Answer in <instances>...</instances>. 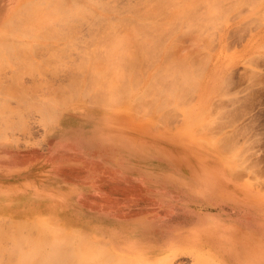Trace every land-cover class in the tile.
Instances as JSON below:
<instances>
[{
    "label": "rangeland",
    "instance_id": "rangeland-1",
    "mask_svg": "<svg viewBox=\"0 0 264 264\" xmlns=\"http://www.w3.org/2000/svg\"><path fill=\"white\" fill-rule=\"evenodd\" d=\"M36 1L0 0V264H261L264 0H213L212 11L205 0L197 13L209 6L212 14H198L193 32L179 23L178 39L162 33L169 55L145 67L176 58L188 70L152 86L141 67V81L127 89L143 97L141 112L139 103H106L93 92L67 89L58 106L44 96L82 85L83 51L144 23L105 16L134 15L144 0H98L105 16L64 23L29 20L50 2Z\"/></svg>",
    "mask_w": 264,
    "mask_h": 264
},
{
    "label": "bare ground",
    "instance_id": "bare-ground-1",
    "mask_svg": "<svg viewBox=\"0 0 264 264\" xmlns=\"http://www.w3.org/2000/svg\"><path fill=\"white\" fill-rule=\"evenodd\" d=\"M33 1V0H32ZM110 1V0H109ZM213 0H211L210 1V3L209 2H207V5L209 4L210 5V7L209 6H207V5H205V4H203V5H205V7H206V11H208L207 12V14L206 15H208V14H212L209 10H214V9H217V6H218V3L214 6V4L213 3H215V2H212ZM205 2V0H144V4L141 6L142 8H139V9H137V11H135L134 12V15L133 14H130V15H128V16H122V17H116V18H109V16H105V15H103V13H98V12H96L95 11V6L96 5H99V1L98 0H81V1H74V0H50V2L49 1H47V4H48V7H46L45 8V10L44 11H46V13H44V11H40V14H39V11H38V14H37V12H36V10L37 9H35V8H33V6L36 4V3H39V0L38 1H36V3H34V5L32 6V8H33V10L35 11H33L31 8V10L30 11H32V13H31V15L29 16L28 15V18H29V20L30 19H33V21H34V19H35V21L37 20V18H38V16H40L39 18H47L46 20H44V23H45V21L47 22V20L49 19H54V18H56V19H58V21L60 20V19H62L61 21L63 22V20L65 19V20H68L69 18H71V19H73L74 17L76 18V20H78V19H80V18H83L82 16H87V17H89L90 18V16L92 15H94V19H96V16L97 15H102V17L103 16H105L106 17V20L108 19L109 21H110V23H112L113 21H115L116 22V25L117 24H119V23H117V22H120V23H127V21H130V25L132 24L131 23V21L132 20H138V21H142V22H144V23H142V24H144V25H146V24H148L149 22L147 21V20H149V16L150 15H155L156 16V14H161L160 16L162 17V20L163 21H161L160 19H161V17L159 18V16L157 15L155 18H156V20H157V22H151V23H153V25L151 24V26L150 25H146V27H144V26H142V24H141V22H140V24H141V27L140 28H138V27H135L133 24V26H130V27H127L126 29H124L125 30V33H126V35L125 36H123V37H121V38H119V39H106V40H104V39H102L101 40V42H100V44H104L105 42H106V44H105V48L103 49V48H100V47H102V46H97V47H99L100 49H102L101 51L100 50H98V53H96V49L94 50L93 49V51L90 53V51H89V49H87L88 50V52H85V51H83L84 52V55H86V60H85V62H84V66L81 68L80 67V69L82 70V69H84L85 68V70H84V72L82 73V71L81 70H78L79 71V73L77 74V75H79L78 77L79 78H76V80H78L77 82L78 83H81L82 85H80V84H75V85H69V87L67 86V87H59L58 89H56L53 93H52V95L50 96V93L46 96H44V97H46V99L47 100H52L51 102L53 103V106H58V105H61V104H64V103H66L67 101H68V97L70 98V95H71V93L69 92V91H75V93H77V94H81V96H83V94H90V92L92 93H95L94 94V97H93V99L95 98V97H97L100 101H103V102H106V103H112V102H115V101H121L123 98V103H125V105L129 102V103H139L140 105L139 106H141V108L143 107V104H144V99H143V97L142 96H140V97H132V93L131 92H128L127 91V89H129V84L131 83V85H133L132 87L133 88H135L134 87V85H136L137 83H139V81H141V79H142V77L140 76V78L141 79H139L138 77H139V75H138V73L141 71V67H142V70L144 71L145 70V73L146 74H148L150 77H151V81H150V78L148 79L151 83H150V85L152 84V86L154 85L153 84V82H154V80H155V82L157 81V79L159 78H161L160 76H162L163 75V73H165V75H166V72H168L169 73V75L171 74H173V73H176V72H181V73H183L184 71H187L188 69V65H186V63L185 62H183L184 60H186V59H174L173 58V60H172V58L169 60V62H168V60H167V58H165L166 60H167V65H168V67H166L165 65H163V66H161V65H159V66H157L156 64L154 65V63H153V66H147L148 68H146L145 66V63H147V62H149L151 59H152V61H153V58H155V56L157 55L158 57L160 56H167V55H169V49H170V43H168V44H166L165 45V43H162V41L164 42V40H166L167 39V37L165 38V37H162V38H164L163 40L161 39V34L162 33H166V32H169V34L171 33V35L174 37V39H173V41L177 38V37H179L178 36V33L180 34V32H182L183 33V31H184V29L187 27L188 29H186V31H185V33L187 32V33H190V32H193L194 30V28L196 27V25L198 26L199 24H201V23H199L198 24V21H199V18H202V15L200 14V13H197V11H198V7L200 6V8H199V10L201 9V7H202V3H204ZM31 3V2H30ZM29 3V4H30ZM40 3H41V1H40ZM42 3H44V2H42ZM104 3V2H103ZM32 4H33V2H32ZM27 5V4H26ZM39 5V4H38ZM42 5V4H41ZM45 5H46V1H45ZM50 5V6H49ZM211 5H213V6H211ZM36 7H37V5H35ZM100 6V5H99ZM103 6V5H102ZM110 6V5H109ZM135 6V5H134ZM26 8H27V6H25ZM30 7V6H29ZM28 7V8H29ZM43 8L45 7L44 6V4H43V6H42ZM98 7V6H97ZM138 7H139V5H138ZM210 9H209V8ZM211 7H213V9L211 8ZM23 8V7H22ZM111 8V7H110ZM137 8V7H136ZM136 8H134V10H136ZM203 8V7H202ZM39 9V8H38ZM105 9H106V7H105ZM108 9V8H107ZM207 9H209V10H207ZM40 10V9H39ZM133 10V11H134ZM204 10V9H203ZM13 11H17V10H13ZM12 11V13L10 14V15H12L14 12ZM23 11H24V9H23ZM27 11V13L26 14H28V10H26ZM131 12H132V10H130ZM205 11V12H206ZM22 12V11H21ZM25 12V11H24ZM215 12V11H214ZM216 13H217V11H216ZM215 13V14H216ZM26 14H23V15H25L26 16ZM198 14H200V16L201 17H199V18H197L198 17ZM205 14H204V16H205ZM9 15V17H11ZM16 15V14H15ZM17 15H19V14H17ZM90 15V16H89ZM34 17V18H30V17ZM111 16V15H110ZM204 16H203V18H204ZM20 17V16H19ZM27 17V16H26ZM98 17V16H97ZM113 17V16H112ZM151 17H153V16H151ZM8 18V17H7ZM24 18V17H23ZM27 18V19H28ZM78 18V19H77ZM85 18V17H84ZM100 18V17H99ZM202 18V19H203ZM206 18V17H205ZM204 18V19H205ZM208 18H210V17H208ZM26 19V18H25ZM24 19V20H25ZM197 19H198V21H197ZM202 19H200V21L202 20ZM207 19V18H206ZM48 20V21H49ZM52 20H50V21H52ZM55 20V19H54ZM74 21H75V19H73ZM82 20V19H81ZM101 20H103L102 18L100 19V21ZM154 20V19H153ZM158 20H160V23L158 22ZM25 21H27V20H25ZM39 21V19L36 21V22H38ZM78 21H80V20H78ZM100 21H98V22H100ZM112 21V22H111ZM211 21V20H210ZM29 22V21H28ZM41 22H42V20H41ZM65 22V21H64ZM63 22V23H64ZM146 22H148V23H146ZM31 23V22H30ZM102 23V22H101ZM155 23V24H154ZM179 23H182V25L185 27H183L182 25H181V28L183 27L184 29L182 30V31H180V29H176V27H178L179 25ZM115 24V23H114ZM205 24H206V22H205ZM42 25H44V24H42ZM111 25V24H110ZM204 25V24H203ZM114 26V25H113ZM127 26H129V25H127ZM148 26V27H147ZM174 26H175V28H174ZM202 26V25H201ZM126 27V26H125ZM34 28H36V27H34ZM38 28V27H37ZM110 28V30H113V27L112 26H110L109 27ZM106 31H109V29L108 30H106ZM21 34V33H20ZM23 34V33H22ZM24 35H27V34H24ZM160 36V38H159V36ZM182 35V34H181ZM170 36V35H169ZM161 39L160 40V42H158L159 41V39ZM26 39V38H25ZM51 39V38H50ZM178 39V38H177ZM46 41V40H45ZM15 42V41H14ZM104 42V43H103ZM171 42H172V40H171ZM18 43V42H17ZM20 44H21V42H19ZM19 43H18V45H19ZM27 43V44H26ZM99 43V42H98ZM160 43V44H159ZM174 43L175 42H173V46H172V48L174 47ZM25 44V45H24ZM36 44V45H35ZM40 43H31L30 41H23V43L21 44V45H24V47L26 46V45H29L28 47H31L32 45H33V47H35V46H37V45H39ZM45 44V43H44ZM52 44V43H51ZM17 45V44H16ZM20 46V45H19ZM39 46H43V45H39ZM46 47H47V43H46V45H45ZM52 46V45H51ZM104 46V45H103ZM22 46H20V48H21ZM38 47V46H37ZM96 47V48H97ZM23 48V47H22ZM26 48V47H25ZM51 48V47H50ZM56 48V47H55ZM95 48V47H94ZM59 49V48H58ZM62 49V48H61ZM86 49V48H85ZM26 51V54L28 55V51H27V49H23V51ZM34 49L32 48V51H33ZM25 51L24 52H22V53H24L25 54ZM172 51V50H171ZM99 52H102V54L104 55V56H101V58H98L97 56L99 55ZM105 52V53H104ZM88 53V54H87ZM25 54V55H26ZM101 53H100V55H102ZM171 54V53H170ZM26 55V56H27ZM89 55V56H88ZM90 55H92V56H90ZM100 55H99V57H100ZM187 55V54H186ZM88 56V57H87ZM180 56V55H179ZM182 56V55H181ZM90 57V58H89ZM172 57V56H171ZM174 57V56H173ZM183 57V56H182ZM181 57V58H182ZM184 58H186V56L184 57ZM163 60V59H162ZM172 61V62H171ZM186 62H187V60H186ZM161 63V62H160ZM159 64V63H158ZM160 66H161V68H160ZM166 68H168V69H166ZM150 67H151V70H150ZM164 67V68H163ZM79 69V68H78ZM150 70V71H149ZM81 71V72H80ZM142 72V71H141ZM168 73H167V75H168ZM185 73V72H184ZM183 73V75H185ZM82 74V75H81ZM142 74V73H141ZM140 74V75H141ZM138 75V76H137ZM143 76H144V74H142ZM147 75V76H148ZM164 75V76H165ZM166 75V76H167ZM168 75V76H169ZM171 75H170V77H171ZM180 75V74H179ZM183 75L181 76V78L183 77ZM80 76H82L81 77V79H80ZM137 76V78L138 79H136L135 80V77ZM167 76V78H169ZM175 76V75H174ZM188 75H187V72H186V76H184L182 79H183V81L184 82H188L189 80H190V78H188L187 77ZM148 77H146V79H147ZM172 78H173V76H172ZM154 79V80H153ZM170 79V78H169ZM169 79H167L166 81H168ZM181 79V80H182ZM194 79H196V78H194ZM193 79V80H194ZM137 80H139L138 82H136ZM147 80V81H148ZM121 81V82H120ZM153 81V82H152ZM119 82V83H118ZM135 84H134V83ZM171 82H172V80H171ZM127 84V86H126V84ZM129 83V84H128ZM119 84V85H118ZM122 84H124V86H126L125 88L123 87V88H121V85ZM191 84V83H190ZM147 85H149V82L147 83ZM156 85V84H155ZM173 85H174V83H173ZM183 85V84H182ZM186 85V84H185ZM187 85H189V84H187ZM152 86H150V88L148 89L149 90V92L150 91H152L153 92V87ZM157 86V85H156ZM155 86V88L157 89L158 87H156ZM175 87H176V83H175V85H174ZM128 87V88H127ZM131 87V88H132ZM132 88V89H133ZM168 88V87H167ZM166 88V89H167ZM67 89H71V90H67ZM121 89H124V90H122V92H121ZM132 89H130V91H132ZM159 89V88H158ZM157 89V90H158ZM165 89V88H164ZM184 89V88H183ZM124 91H126V92H124ZM165 91V90H164ZM68 92L70 93V94H68ZM148 92V93H149ZM158 92H159V90H158ZM161 92H162V90H161ZM123 95L124 93H126V95H124V96H122L121 94ZM148 93H146V94H148ZM170 93H171V90H170ZM174 93V92H173ZM184 93V92H183ZM66 94V95H65ZM131 96H130V95ZM145 94V93H144ZM153 94H155L154 92H153ZM153 94H149L148 96H150L151 97V95L153 96ZM167 94H169V92H167ZM166 94V95H167ZM72 95H74V94H72ZM93 95V94H92ZM96 95V96H95ZM143 95V94H142ZM174 95V94H173ZM176 95V94H175ZM80 96V97H81ZM87 97H88V95H86ZM91 95H89V97H90ZM144 96V95H143ZM147 95H145V97H146ZM165 96V95H164ZM169 96V95H168ZM167 96V97H168ZM74 97H75V95H74ZM88 97V98H89ZM142 97V98H141ZM154 97H155V95H154ZM158 97H159V94H158ZM166 97V96H165ZM164 97V98H165ZM82 98V97H81ZM90 99V98H89ZM151 99H156V98H150V100ZM168 99H169V97H168ZM148 100V99H147ZM163 100V98L161 99V101ZM176 100V99H175ZM42 101H44V100H42ZM46 101V100H45ZM44 101V102H45ZM87 101V100H86ZM91 101H92V98H91ZM155 101V100H154ZM47 102V101H46ZM45 102V103H46ZM163 102V101H162ZM44 103V104H45ZM150 103V102H149ZM47 104H48V102H47ZM47 104H45V105H47ZM49 105V104H48ZM104 105V104H103ZM158 105V107H159V103L157 104ZM156 105V106H157ZM51 106V105H50ZM50 106H48V107H50ZM126 106H128V105H126ZM148 106V105H147ZM52 107V106H51ZM138 108V107H137ZM150 108H151V105H150ZM157 108V107H156ZM160 108V107H159ZM46 109V108H45ZM49 109L50 108H48V111L46 112V113H48V112H50L49 111ZM52 109V108H51ZM128 110H129V108H127ZM143 109H145L144 107L142 108V110H140L139 112H141V111H143ZM158 109V108H157ZM53 111H54V107H53V109H52ZM138 110V109H137ZM146 110V109H145ZM156 110V109H155ZM53 111H51V113L50 114H52L53 113ZM55 112V111H54ZM146 112H148V110L146 111ZM145 113V112H144ZM55 114H56V112H55ZM57 115V114H56ZM56 115L54 116V115H48V118L50 119V117H56ZM0 236H2V235H0ZM4 237V236H3ZM2 238V237H1ZM16 239V238H15ZM3 240V239H2ZM0 242H1V239H0ZM16 243V242H15ZM2 244V243H1ZM4 244V243H3ZM34 247V244H30V246H29V248L30 247ZM2 246L0 245V248H1ZM4 247V246H3ZM17 248V247H16ZM2 249V248H1ZM11 250L13 249V247L12 248H10ZM14 250H15V248H14ZM31 251L32 250H30V252L29 253H31ZM12 252H14L13 250H12ZM33 253V252H32ZM32 253H31V256H32ZM22 254H23V252H22ZM27 254V255H26ZM20 255L21 254H19V259L20 260H22V259H25V257L27 256L28 258H30L31 256H30V254H28V253H25V254H23V256H25V257H23L22 255H21V257L22 258H20ZM26 257V258H27Z\"/></svg>",
    "mask_w": 264,
    "mask_h": 264
},
{
    "label": "crops",
    "instance_id": "crops-1",
    "mask_svg": "<svg viewBox=\"0 0 264 264\" xmlns=\"http://www.w3.org/2000/svg\"><path fill=\"white\" fill-rule=\"evenodd\" d=\"M261 264H264V252H261Z\"/></svg>",
    "mask_w": 264,
    "mask_h": 264
}]
</instances>
